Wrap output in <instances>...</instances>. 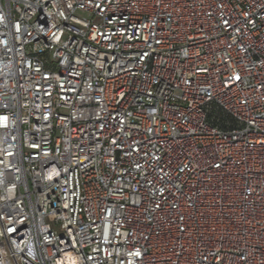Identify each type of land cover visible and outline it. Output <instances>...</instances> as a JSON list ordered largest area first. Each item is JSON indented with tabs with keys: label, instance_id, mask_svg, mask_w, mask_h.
Instances as JSON below:
<instances>
[{
	"label": "built area",
	"instance_id": "1",
	"mask_svg": "<svg viewBox=\"0 0 264 264\" xmlns=\"http://www.w3.org/2000/svg\"><path fill=\"white\" fill-rule=\"evenodd\" d=\"M0 264H264V0H0Z\"/></svg>",
	"mask_w": 264,
	"mask_h": 264
}]
</instances>
